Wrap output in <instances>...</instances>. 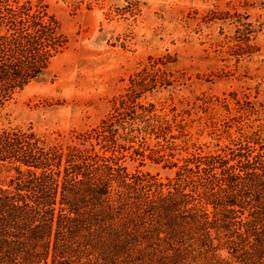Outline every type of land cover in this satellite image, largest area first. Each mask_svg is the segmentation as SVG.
Instances as JSON below:
<instances>
[{"label":"rangeland","instance_id":"rangeland-1","mask_svg":"<svg viewBox=\"0 0 264 264\" xmlns=\"http://www.w3.org/2000/svg\"><path fill=\"white\" fill-rule=\"evenodd\" d=\"M0 4L53 20L48 44L57 48L44 77L0 108V132L63 148L105 129L114 138L97 134L95 152L163 183L172 165L233 147L238 128L264 136V0Z\"/></svg>","mask_w":264,"mask_h":264},{"label":"trees","instance_id":"trees-1","mask_svg":"<svg viewBox=\"0 0 264 264\" xmlns=\"http://www.w3.org/2000/svg\"><path fill=\"white\" fill-rule=\"evenodd\" d=\"M52 24L0 4V108L46 74ZM104 132L63 148L0 132V264H264L259 129L238 128L222 154L172 165L167 183L95 152L97 134L114 138Z\"/></svg>","mask_w":264,"mask_h":264}]
</instances>
